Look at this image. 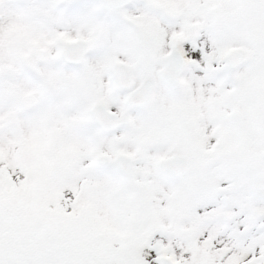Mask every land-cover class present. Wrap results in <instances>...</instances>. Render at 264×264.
Returning a JSON list of instances; mask_svg holds the SVG:
<instances>
[{
    "label": "snow or ice",
    "instance_id": "1",
    "mask_svg": "<svg viewBox=\"0 0 264 264\" xmlns=\"http://www.w3.org/2000/svg\"><path fill=\"white\" fill-rule=\"evenodd\" d=\"M0 264H264V0H0Z\"/></svg>",
    "mask_w": 264,
    "mask_h": 264
}]
</instances>
